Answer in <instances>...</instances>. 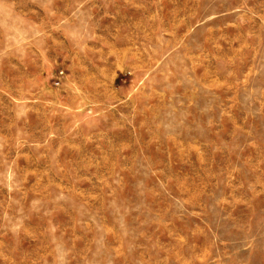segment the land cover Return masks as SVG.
I'll return each instance as SVG.
<instances>
[{"label":"rangeland","instance_id":"374dc122","mask_svg":"<svg viewBox=\"0 0 264 264\" xmlns=\"http://www.w3.org/2000/svg\"><path fill=\"white\" fill-rule=\"evenodd\" d=\"M0 264H264V0H0Z\"/></svg>","mask_w":264,"mask_h":264}]
</instances>
